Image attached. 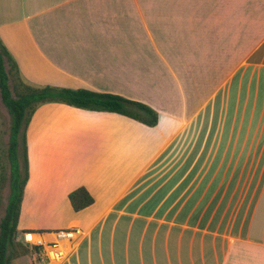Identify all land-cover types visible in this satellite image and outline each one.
I'll use <instances>...</instances> for the list:
<instances>
[{
    "label": "crops",
    "instance_id": "obj_1",
    "mask_svg": "<svg viewBox=\"0 0 264 264\" xmlns=\"http://www.w3.org/2000/svg\"><path fill=\"white\" fill-rule=\"evenodd\" d=\"M0 38L36 87L159 115L42 104L19 239L81 229L50 264H264V0H0Z\"/></svg>",
    "mask_w": 264,
    "mask_h": 264
},
{
    "label": "trees",
    "instance_id": "obj_2",
    "mask_svg": "<svg viewBox=\"0 0 264 264\" xmlns=\"http://www.w3.org/2000/svg\"><path fill=\"white\" fill-rule=\"evenodd\" d=\"M11 76L16 77L15 92L11 88ZM0 91L2 101L11 116V132L7 148L10 194L5 214L0 221V264H12L13 259L31 252L29 246L19 239L18 226L24 192L30 177L27 129L37 109L45 103H64L90 111L119 113L148 126L157 125L159 115L155 109L145 103L114 93L52 85L36 87L23 77L16 60L1 39ZM6 176L0 153V201ZM69 200L73 209L80 211L93 204L95 199L85 186H80L70 192ZM40 249L41 247H36L37 251Z\"/></svg>",
    "mask_w": 264,
    "mask_h": 264
},
{
    "label": "rangeland",
    "instance_id": "obj_3",
    "mask_svg": "<svg viewBox=\"0 0 264 264\" xmlns=\"http://www.w3.org/2000/svg\"><path fill=\"white\" fill-rule=\"evenodd\" d=\"M3 44L5 45L4 42H3ZM5 46L7 47V45H5ZM7 49H8V47H7ZM9 52H10V50H9ZM11 55H12V53H11ZM7 67L9 68L8 65H7ZM18 67H19V65H18ZM20 72H21V70H20ZM21 74H22V72H21ZM10 84H11V88L15 92L16 77L11 76ZM14 95H15V93H14ZM65 109H67V108H65ZM10 127H11V116H10V113H9L7 107L5 106V104L2 101V96H1V91H0V153L2 156L3 164L5 165V173L7 175L6 176L7 180L4 183V186L2 187V190H1L0 221L5 214L6 205L8 202V196L10 194V185H9V180H8L10 169H9V160L7 158V148L9 145L10 132H11ZM29 248L31 249V252L28 254V257H26V259L28 260V264H36V262L39 264H50L51 263V261L48 258V255H47L50 252V249L48 247H46V248L42 247V249L38 253H35L34 248H31V247H29ZM64 249L68 255V250L66 248H64ZM34 256L36 257V259L33 258ZM52 263H55V262H52ZM12 264H20V260L13 259Z\"/></svg>",
    "mask_w": 264,
    "mask_h": 264
},
{
    "label": "built area",
    "instance_id": "obj_4",
    "mask_svg": "<svg viewBox=\"0 0 264 264\" xmlns=\"http://www.w3.org/2000/svg\"><path fill=\"white\" fill-rule=\"evenodd\" d=\"M83 231L79 228H69V229H60L57 231L50 232L49 234L55 237L54 240L45 242L42 236L35 231H24L22 240L29 247L34 248L35 252H40L36 250V247H49L51 248L50 252L47 254L51 262H61L67 257V253L60 242L63 240L71 241L81 235ZM40 249V250H41Z\"/></svg>",
    "mask_w": 264,
    "mask_h": 264
},
{
    "label": "bare ground",
    "instance_id": "obj_5",
    "mask_svg": "<svg viewBox=\"0 0 264 264\" xmlns=\"http://www.w3.org/2000/svg\"><path fill=\"white\" fill-rule=\"evenodd\" d=\"M49 248V247H48ZM51 250V248H49Z\"/></svg>",
    "mask_w": 264,
    "mask_h": 264
}]
</instances>
